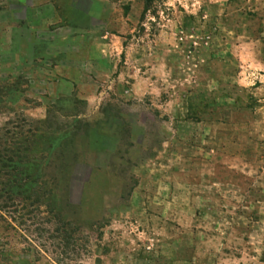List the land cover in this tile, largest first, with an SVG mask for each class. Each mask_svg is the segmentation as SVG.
Masks as SVG:
<instances>
[{
	"label": "rangeland",
	"instance_id": "obj_1",
	"mask_svg": "<svg viewBox=\"0 0 264 264\" xmlns=\"http://www.w3.org/2000/svg\"><path fill=\"white\" fill-rule=\"evenodd\" d=\"M3 147L0 264H264V0H0Z\"/></svg>",
	"mask_w": 264,
	"mask_h": 264
},
{
	"label": "trees",
	"instance_id": "obj_2",
	"mask_svg": "<svg viewBox=\"0 0 264 264\" xmlns=\"http://www.w3.org/2000/svg\"><path fill=\"white\" fill-rule=\"evenodd\" d=\"M150 4L151 0H143V9L147 10ZM1 151L7 152V147L0 149V157H5ZM5 158V160L0 158V177L4 180V185L0 189L4 192L3 196H6V200H12L11 196L18 197L22 193L31 192L33 188V179L30 177L31 166L21 164L16 158L13 161V158L8 155ZM34 169L37 171L36 167Z\"/></svg>",
	"mask_w": 264,
	"mask_h": 264
}]
</instances>
